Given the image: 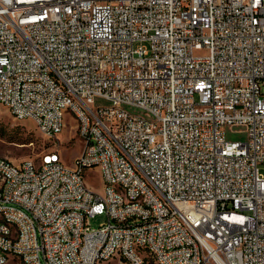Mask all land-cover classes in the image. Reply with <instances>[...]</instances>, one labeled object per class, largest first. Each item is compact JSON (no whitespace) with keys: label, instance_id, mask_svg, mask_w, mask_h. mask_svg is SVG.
Here are the masks:
<instances>
[{"label":"built area","instance_id":"built-area-1","mask_svg":"<svg viewBox=\"0 0 264 264\" xmlns=\"http://www.w3.org/2000/svg\"><path fill=\"white\" fill-rule=\"evenodd\" d=\"M0 104L88 139L0 159V264H264V0H0Z\"/></svg>","mask_w":264,"mask_h":264},{"label":"rangeland","instance_id":"rangeland-1","mask_svg":"<svg viewBox=\"0 0 264 264\" xmlns=\"http://www.w3.org/2000/svg\"><path fill=\"white\" fill-rule=\"evenodd\" d=\"M110 104L109 100L96 97L93 106H109ZM74 125L75 118L66 115L63 131L58 135L61 142L59 146L62 150V160L69 167L74 165V159L82 148V141L77 136ZM225 136L230 141H245L247 139V134L242 125H227ZM53 143V140H48L39 132L34 121L31 119L18 120L10 114L6 106L0 104V156L13 162H20L24 159L36 157L42 149L52 146ZM84 177L87 184L95 192L101 195L104 194V184L100 180L96 168L87 169ZM105 219L104 214H97L89 219L90 226L97 227ZM117 258H119L118 255L113 256L106 261V264H115Z\"/></svg>","mask_w":264,"mask_h":264},{"label":"bare ground","instance_id":"bare-ground-1","mask_svg":"<svg viewBox=\"0 0 264 264\" xmlns=\"http://www.w3.org/2000/svg\"><path fill=\"white\" fill-rule=\"evenodd\" d=\"M95 108L108 109V108H111V104L109 106H100L99 105V106H96ZM12 116H14L16 118L15 115H12ZM71 116H73L75 118L74 127H76V122H81V114H71ZM16 119L22 120V119H26V118L17 117ZM64 120L65 119L61 120V129H63V127H64ZM37 128H38L39 132L42 135H44L48 140L54 141L52 146L59 145L61 143L60 139L58 138V135H48L47 130L41 129L39 125H37ZM76 134L80 138V140L82 141V148H81V151L78 154V156H76V158L74 159V165L72 167H69V168H78L81 156H83L85 153L88 152V139H87V137H85V134L81 133V132L76 131ZM57 140L59 141V143ZM52 146H49V147H52ZM0 159H7V158L0 156ZM28 161H32V158L24 159L20 162H28ZM86 166H89V168H96L98 170L100 180H102L103 184L104 185H110V176H105L102 169L99 168V159H86ZM113 189H120V181H113ZM0 219H3V210H0ZM115 255L119 256V251L118 250H110V252L106 256L103 257L102 264H106V261ZM11 262L12 263H19V253H11ZM118 264H129V262H118ZM147 264H154V259H147Z\"/></svg>","mask_w":264,"mask_h":264}]
</instances>
